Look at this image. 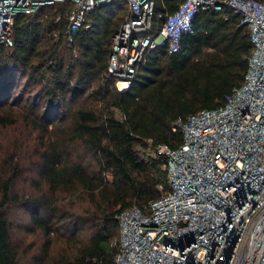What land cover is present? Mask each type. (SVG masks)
<instances>
[{
  "label": "trees",
  "instance_id": "1",
  "mask_svg": "<svg viewBox=\"0 0 264 264\" xmlns=\"http://www.w3.org/2000/svg\"><path fill=\"white\" fill-rule=\"evenodd\" d=\"M182 1L155 0L144 34H156ZM71 8L64 1L18 14L13 45L0 44V128L15 123V109L23 110L47 136L35 153L32 184L22 192L15 190L17 157L0 162V264H116L110 240L118 235V214L133 205L144 208L169 189L166 158L155 156L153 147L180 146L182 131L172 130L176 120L223 105L247 71L248 28L224 5L195 15L178 52L148 51L128 87L118 90L108 60L127 4L97 5L87 14L88 26L68 42L65 13ZM75 145L95 168L75 160ZM75 194L86 197L79 213ZM21 212L27 233L42 238L26 261L15 243ZM58 243L64 248L54 253Z\"/></svg>",
  "mask_w": 264,
  "mask_h": 264
},
{
  "label": "built area",
  "instance_id": "2",
  "mask_svg": "<svg viewBox=\"0 0 264 264\" xmlns=\"http://www.w3.org/2000/svg\"><path fill=\"white\" fill-rule=\"evenodd\" d=\"M64 1L72 5L65 13L71 42L88 26L91 10L114 0H0V44L13 45L18 14ZM118 1L128 9L108 60L118 90L120 83L128 87L148 51L178 52L200 10L230 7L247 26L252 50L242 84L223 105L178 118L172 130L180 129L183 139L177 148L153 147L155 156L166 158L169 189L144 208L133 205L118 214V235L110 240L115 263L264 264V2L183 0L156 34H144L155 0Z\"/></svg>",
  "mask_w": 264,
  "mask_h": 264
},
{
  "label": "rangeland",
  "instance_id": "3",
  "mask_svg": "<svg viewBox=\"0 0 264 264\" xmlns=\"http://www.w3.org/2000/svg\"><path fill=\"white\" fill-rule=\"evenodd\" d=\"M121 6V10H126L124 5ZM128 10V9H127ZM24 83H21V85ZM30 93L33 99H38L39 93L32 87ZM22 91V86L15 91V96H19ZM27 95V94H26ZM64 110V106H61ZM16 121L13 125L0 128V162L3 163L5 160L9 162V156H16L19 162V177L15 181V190L22 192L24 188L31 186L32 181L35 177L36 171L34 167V158L37 149L40 148L41 144L46 141L47 136L42 132L36 130L27 120L25 111L14 110ZM75 160L83 163L88 168H95V162L91 156L84 151L80 146H74ZM76 204L74 211L82 212L86 206V197L84 195H74ZM21 221L19 222L20 228L16 229V245L19 244L20 253L23 254V260L26 261L32 255L37 254V249L42 244V238L38 233H27L25 224L27 222L26 214L20 213ZM26 229V231H25ZM64 245L58 243L54 247V253L62 251Z\"/></svg>",
  "mask_w": 264,
  "mask_h": 264
},
{
  "label": "bare ground",
  "instance_id": "4",
  "mask_svg": "<svg viewBox=\"0 0 264 264\" xmlns=\"http://www.w3.org/2000/svg\"><path fill=\"white\" fill-rule=\"evenodd\" d=\"M119 85L121 86V90H124L126 88V84L124 83H120Z\"/></svg>",
  "mask_w": 264,
  "mask_h": 264
},
{
  "label": "water",
  "instance_id": "5",
  "mask_svg": "<svg viewBox=\"0 0 264 264\" xmlns=\"http://www.w3.org/2000/svg\"><path fill=\"white\" fill-rule=\"evenodd\" d=\"M190 242H191V240H189L187 244H189Z\"/></svg>",
  "mask_w": 264,
  "mask_h": 264
}]
</instances>
